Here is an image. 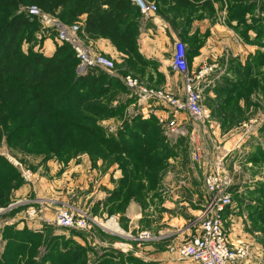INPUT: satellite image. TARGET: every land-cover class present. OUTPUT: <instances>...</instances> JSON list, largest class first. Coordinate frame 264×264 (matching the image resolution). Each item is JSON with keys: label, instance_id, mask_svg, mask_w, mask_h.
Listing matches in <instances>:
<instances>
[{"label": "crops", "instance_id": "obj_1", "mask_svg": "<svg viewBox=\"0 0 264 264\" xmlns=\"http://www.w3.org/2000/svg\"><path fill=\"white\" fill-rule=\"evenodd\" d=\"M146 1L154 3L158 11L148 18L142 17L138 46L141 55L154 62L162 75L155 82L177 96H184L186 75L172 68L175 44L184 43L188 75L204 71L203 78L196 79L195 84L201 98L206 91L208 101L204 98L202 105L210 111L211 122L195 123L169 106L147 103L141 112L142 119L155 116L162 123L166 120V135H170V146L176 153L168 160L158 189L148 195L146 206L132 200L124 214L108 212L106 201L122 178L117 164L106 165L99 160L94 168L85 161L73 160L65 165L49 160L38 171L30 169V177H25V183L13 193L12 200L21 209L14 217L20 220L17 227L38 230L51 224L62 206L85 209L94 204L93 217L101 222L115 220L108 221L107 229L96 227L116 237H123L117 234L119 231L129 234L133 240H126L130 245L128 251L145 262L197 264L183 260L177 251L199 234L207 200L204 176L195 175L187 165L188 159L181 155V145L188 144L204 173L221 164L222 172L233 180V202L225 209L223 219L229 242L243 246L249 253L240 264H264V220L259 212L264 200V159L256 158L259 150H264V94L255 90L248 98L235 90L242 82L238 72L244 71L264 48L255 43L254 31H249L245 38L238 21L229 20L227 0H200L189 6L171 0ZM256 11H260L259 7ZM247 19L250 23L251 14H247ZM96 51L111 58L118 54L105 39L96 40ZM144 69L148 70L147 81L151 74L149 65ZM232 89L235 94H231ZM171 122L177 132H171ZM176 138L179 139L175 141ZM32 211L36 214L28 218ZM123 218L126 221L121 224ZM141 232H149L152 238L136 240Z\"/></svg>", "mask_w": 264, "mask_h": 264}, {"label": "trees", "instance_id": "obj_2", "mask_svg": "<svg viewBox=\"0 0 264 264\" xmlns=\"http://www.w3.org/2000/svg\"><path fill=\"white\" fill-rule=\"evenodd\" d=\"M171 1L189 6L200 0ZM227 1L229 20L238 21L245 38L250 30L255 31V43L264 48V19L256 17L258 7L264 13V0ZM25 6H37L45 13L58 15L66 25L83 19L85 34L109 40L118 52L129 58L130 64L145 68L154 63L139 52L143 17L140 9L130 0H0V142L3 138L11 144L22 141L18 146L27 155H47L66 165L71 162L72 153L63 132L71 133V138L76 132L85 133V137L89 135L96 141V162L117 164L122 172L117 188L106 201L108 212L124 214L132 200L146 206L148 195L158 189L168 160L176 153L166 143L157 118L135 117L117 136L107 138L98 120L115 117L117 110L102 107L98 102L121 84L101 70H96V75L94 70L87 75L79 74V60L68 44L58 47L50 57L31 49L25 53L22 43L29 39L28 28L35 25L31 22L32 16L21 12ZM247 14L253 15L251 23L247 21ZM260 69H264V52L256 54L247 68L238 72L242 82L235 90L248 98L255 90L264 94V75L255 73L261 72ZM231 94H235L233 89ZM95 115L96 129L89 125ZM57 131L59 134L54 135ZM256 158L264 159V150H259ZM24 183L20 172L0 156V208L10 204L14 191ZM259 212L264 220V200ZM125 221L123 218V224ZM7 229V244L0 264L86 263L85 251L68 243L64 236L53 234L44 241L43 236L27 227L16 231L12 227ZM65 230L72 234L82 232ZM59 241H64L62 249ZM41 247L45 249V256L39 262L32 260V253ZM99 257L95 264H152L132 253H119L116 257L105 253Z\"/></svg>", "mask_w": 264, "mask_h": 264}, {"label": "rangeland", "instance_id": "obj_3", "mask_svg": "<svg viewBox=\"0 0 264 264\" xmlns=\"http://www.w3.org/2000/svg\"><path fill=\"white\" fill-rule=\"evenodd\" d=\"M27 8L28 6L22 7L21 12L25 13ZM258 16H262L264 19V13L260 11H256V17ZM55 17L58 18L59 20L61 18L58 15ZM30 18L32 20L31 22L35 25L30 26L28 28V33H30L29 39L23 41L22 43V50L25 53H28V51L31 49L33 51L40 52L47 57H50L54 54L53 52H55L58 47L64 46V45H60V43L58 42L57 40L58 35H57V31L55 28L47 27L45 23H43L42 18L40 17H35V18L30 17ZM252 18H253V15L251 16V21H252ZM71 23L72 25L79 24L81 26L79 36H80V39L82 41L84 48H86L92 53H99V54L108 56L105 53H100L96 51V40H98L96 39V37L91 38L82 31L83 24H84L83 19H77ZM250 31H253V30H250ZM123 55H124L123 53L118 52L116 57H112L115 60V68L111 71H107V70L100 69V68L92 69L94 70L95 75H96V70H101L102 72H106L110 76L114 77L121 84V87L116 88L113 92H111L109 96H104L98 102L99 105L102 107L103 106L106 108L108 107L109 109L111 108L114 111L117 110V114L114 115L115 117L106 118L102 122L98 120V125L99 126L101 125L105 129L107 138L111 136H117L119 131L123 130L126 124L131 122V120H133L135 117H142L141 112L143 111V109H145V106L147 105V103L152 101L154 104L158 103L159 105L162 104V105L167 106L166 104L157 100L156 98L145 97L141 95L139 92L129 89L125 84L126 78L128 76H131V77L137 78L140 84L144 87L157 90V91L165 90V88L160 86L161 85L160 83L155 82V79L157 76L158 77L162 76L159 72H157V67L155 63L153 62L154 64L149 65V71L151 74L149 73L150 75L148 77V80L146 81V77H147L146 71L148 70L144 69L143 67L139 65H135L132 63L130 64L128 62L129 58ZM108 57H111V56H108ZM260 70L261 72H255V73H258V76L261 75V73L262 75H264V69H260ZM88 72L81 73L78 71L79 74H85V75H87ZM172 94L177 97V95L174 92ZM205 94H206V91L204 90L202 92V102H204V98H205V102L208 101L207 100L208 97L206 98ZM159 105H156V106L159 107ZM263 107H264V104H263ZM152 108L154 109V107ZM149 110H152V109H149ZM158 122L163 131V135L165 139L166 140L169 139V142L167 144L170 146L172 142L171 137L169 134L166 135L167 121L165 120V122L162 123V121L159 120ZM59 125H62V124H59ZM89 125L92 128L96 129V115L93 116V121ZM63 130L64 129L62 127V131ZM63 133H65L63 135V139H65V141L68 142L69 148L71 149L70 153H72V156H71L72 159L70 161H73V160H77L80 162L85 161L86 163H89L90 166L96 168V152H95L96 141L95 140L93 141L92 138L89 137V135L88 137L87 136L85 137L84 135L85 133H82V132L74 133L73 138H71V133L70 135L68 134V131L67 133L66 131H64ZM58 134L59 133L57 131L54 135H58ZM178 139L179 138H176L175 141ZM21 143L17 142V143L11 144L5 138H3L2 142H0V156L4 158L7 162H9V164L12 165L15 170L20 172L21 177L24 179V182L26 181L25 179L26 176L23 173L24 171L25 172L26 170L38 171V169L46 165V163L49 160L62 163L57 158L50 159L49 156L47 155L46 156L27 155L25 152L22 151V146L21 147L18 146ZM76 146H78V148H76ZM92 147H93V150H92ZM181 147H183V149H181V155L185 156L188 159L187 165L190 166L194 170L195 175H199V177L204 176L205 178L207 173H204L201 166H199V164L197 163L198 162L197 158H195V155L193 154V150L190 148V146L188 144H182ZM89 151L93 152V155L90 154ZM178 151L179 149L177 150V152ZM187 165L186 167H188ZM237 179L238 178L236 177V180ZM81 209L85 210L90 216H92V214L93 215L96 214V207L94 204L87 205L85 209L84 208H81ZM20 211L21 209L17 205L16 201H13L12 199H11L10 204L7 207L0 208V256L4 253V250L7 244V239H6L8 238V235L6 237V234L8 233L7 227H12L14 231L18 230L17 225L19 224L20 220H16L14 219V217H17ZM25 214H26L25 216H27V213ZM109 220L110 218L106 219L104 223L108 222ZM13 221H16V223H14ZM112 223H114V221ZM120 223L123 224L122 221ZM15 226L17 227V229H15ZM111 226H114V224L110 225V227ZM63 229L64 228L59 229L51 224H45L38 230H32V229L30 230L34 233H37L43 236L44 241L50 238L54 234L56 236L57 235L64 236L65 240H68V243H74L80 246L85 251L86 256H87L86 259H84L86 262L84 264H95L98 257L105 253L107 255L112 254L114 257H116L119 253H122V254L130 253V251H128L130 248V245L127 244L126 240H133V239L130 238L129 234H125L121 231H119L117 234H121L123 237H118L119 235L116 237L113 235V233H110V231H104L97 227H95L91 232H81V233H73V234ZM74 234L75 236H73ZM59 242H60L59 248L62 249L64 245V241H59ZM132 244L135 246L136 242L132 241ZM70 247L74 248V245H70ZM41 256L42 257L45 256L44 247H41L38 250L34 251V253H32L31 258L32 260H36L39 262L42 260ZM134 256L137 257L136 255ZM31 258L29 259L30 261H31ZM25 260L27 259L25 258ZM48 264H52V263H48Z\"/></svg>", "mask_w": 264, "mask_h": 264}, {"label": "built area", "instance_id": "obj_4", "mask_svg": "<svg viewBox=\"0 0 264 264\" xmlns=\"http://www.w3.org/2000/svg\"><path fill=\"white\" fill-rule=\"evenodd\" d=\"M141 11L143 17H150L157 13L158 7L154 3L146 0H130ZM26 13L32 17L42 18L47 27H53L57 31L58 42L60 45L68 44L74 50L79 60L78 71L81 73L100 68L111 71L115 68V60L111 57L99 53H92L84 48L80 39L79 24L66 25L54 15L45 13L37 6H30ZM172 68L179 74L186 75L184 78V96H174L167 90L157 91L149 89L140 84L137 78L128 76L125 84L129 89L139 92L141 95L149 98H156L163 102L175 112H183L188 118L202 125L211 122V113L202 105L201 93L196 86V79L204 76V71L197 75H188L187 49L186 45L180 41L175 44V51L172 58ZM206 72V71H205ZM171 132H177L173 126ZM26 178L30 177V171L23 172ZM233 180L222 172L221 164H217L215 169L209 172L205 177V186L207 191V200L204 205L203 222L200 232L191 240L183 243L177 248L180 257L183 260H189L197 264H240V262L249 255L243 246H233L227 237L223 213L225 209L233 202L232 198ZM36 212L28 214V218H33ZM115 223L112 218L109 222ZM109 222H101L96 217L90 216L85 210L75 206H62L57 210L55 219L51 224L68 229L83 232H91L96 226L107 228ZM149 232H141L136 236L138 241L150 240Z\"/></svg>", "mask_w": 264, "mask_h": 264}]
</instances>
